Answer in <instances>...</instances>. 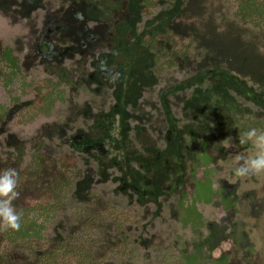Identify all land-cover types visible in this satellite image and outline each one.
I'll return each instance as SVG.
<instances>
[{
    "label": "rangeland",
    "instance_id": "obj_1",
    "mask_svg": "<svg viewBox=\"0 0 264 264\" xmlns=\"http://www.w3.org/2000/svg\"><path fill=\"white\" fill-rule=\"evenodd\" d=\"M118 1L127 3L129 16L115 25H106L101 11L84 1L0 0V50L11 48L22 71L29 73L28 81L57 82L56 69L71 74V84L62 86L65 101L56 104L48 117L29 123L17 117L33 102L29 90L20 96L18 104L9 106L0 120V170L14 162L21 148L24 156L18 168L24 170L30 161V142L36 137L43 142L42 155L73 156L67 141L78 127L99 136L102 132L97 125H105L104 132L113 140L123 139L125 147L133 145L124 156L121 153L122 158L113 153L120 160L119 167L111 159V165L103 167L75 153L78 175L73 179L65 209L47 227V242H61L69 234L71 240L78 241L76 245L82 241L94 252L91 264H184L182 257L188 252L198 254L197 264H264L261 197L253 196L251 212L246 207H239L238 212H204L202 223L180 228L173 216L176 213L179 220L180 212L168 210H174L178 203L175 193L181 195L188 190L187 176L178 192L168 196V203L163 202L162 212H156L155 198L162 201V197L153 188L154 183L169 182L170 163H174L172 156L169 162L166 156L154 157L157 150V156L166 151V129H172L173 140L188 134L189 152L205 128L229 122L221 114L225 99L219 95L214 102L207 93L201 97L205 115L211 121L202 127V122L196 120L199 112L196 107L191 109V104H195L203 86L215 91L223 85L228 94L246 87L250 96L236 102L248 110L252 127L262 130L257 122H264V29L241 24L230 0H157L148 16L144 15L145 0ZM163 29L179 40L190 41V47L188 56L175 59L174 69L158 75L152 55L142 44L147 36ZM10 91L19 95L16 82ZM0 103L9 104V94L1 84ZM211 139H224L221 146L227 140L221 135ZM155 140L160 146H154ZM227 152L229 161L219 160L211 175L233 182L229 173L233 172L239 151L229 148ZM45 174L42 171L36 177L33 190L29 182L20 187V197L14 202L20 204L25 197L36 194L45 183ZM121 176L130 183L145 184L152 197H143L142 205L137 202L136 192H115ZM98 195L117 211H131L133 221L116 227L99 209L86 210L85 199L97 201ZM74 223H80L79 227L75 228ZM95 244L100 248L95 249Z\"/></svg>",
    "mask_w": 264,
    "mask_h": 264
},
{
    "label": "trees",
    "instance_id": "obj_2",
    "mask_svg": "<svg viewBox=\"0 0 264 264\" xmlns=\"http://www.w3.org/2000/svg\"><path fill=\"white\" fill-rule=\"evenodd\" d=\"M93 4L101 11V20L104 24L115 25L128 18L127 3L118 0H76ZM157 0H145L147 9L144 15L151 14L153 5ZM235 7V17L243 25H251L256 29H264V0H230ZM168 45L169 48L165 46ZM144 49L152 53V62L157 67L156 72L165 73L175 68V59L188 56L190 41L179 40L167 29L147 36L142 44ZM166 61V63H163ZM59 80H43L38 84L28 81L29 73H24L20 60L9 47L0 50V84L9 94V104L0 103V120L9 111V106L18 104L20 96L32 93V104L23 109L17 117L23 118L27 123L39 118L48 117L58 103L65 101L63 85H70V73L56 69ZM18 85L19 95H12L10 87ZM43 142L36 137L30 142V161L24 170H19L24 151L19 149L14 162L9 167L15 168L19 173L18 191L28 183L33 190L32 183L42 171H45V183L36 194L23 199L20 204L14 205L17 211H22L21 228L19 231H0V264H91L92 252L90 247L83 244L76 245L77 240H71L68 234L61 242L51 243L45 239L47 227L54 221L57 214L65 209L68 194L73 179L78 175L75 159L69 154H62L52 158L42 155ZM21 187V188H20ZM96 204V205H95ZM95 205V206H94ZM94 206V207H93ZM85 209H99L101 215L110 217L113 224L125 226L133 221L130 212L117 211L106 200L97 196V201L90 198L85 201ZM81 215V214H80ZM101 221L104 217H101ZM79 227L80 223L73 224ZM92 240H94L92 238ZM96 248H100L95 244ZM125 249V247L123 248ZM95 251V250H94ZM191 264L193 259H187Z\"/></svg>",
    "mask_w": 264,
    "mask_h": 264
},
{
    "label": "flooded vegetation",
    "instance_id": "obj_3",
    "mask_svg": "<svg viewBox=\"0 0 264 264\" xmlns=\"http://www.w3.org/2000/svg\"><path fill=\"white\" fill-rule=\"evenodd\" d=\"M150 54L152 55V53ZM163 63H166V61H163ZM171 70L167 69L165 73L157 74L164 75L169 73ZM206 86L201 88L199 97L195 99V104H191V109L192 106L193 108L196 107L197 112H199L196 114V120L198 122H202V127L204 126V122L211 121L210 119L208 120V116L205 115L206 112L204 109V101L203 97L201 96L207 93L212 96L214 102H217L220 95L225 99L226 102L224 104L225 106L222 108L221 114H224L229 119L227 125L225 126L224 123L221 124L220 122H217L215 127L213 126V128H205L202 134L197 136L196 144L191 146V150L189 152L186 151L189 146L188 134H180L179 137L177 136L175 140H173L172 129H166L164 131L166 151L161 156H157V154L160 153L157 150L156 155L154 156L155 160L156 158L161 159L163 156H166L167 162H169V157L172 156L174 158V163H170V176L167 178L169 179V182L164 185H158L157 183H154L153 188L156 189V192H160L162 197V201H159L160 199L158 197L155 198L156 200L154 203L156 204L157 208L156 212H162L161 210L163 202L168 203V196H172L170 195L172 192H178V187L182 186L184 177L187 176V179L189 180L188 190H186L181 195L175 193L176 195L173 196L177 198L178 202L175 206V209L168 210V212H180L179 220L178 217L176 219V213L173 214L175 219L174 224H177L180 228H190L191 226L193 227L202 223L206 218L204 212H238L239 207L249 208L251 212L252 209H254V204L252 203L253 196H256L257 198L261 197L260 199L264 201V174L250 178H237L234 176L233 172H230L229 178L231 180L234 179L233 182L228 180L226 177L215 179L211 175V169L214 168L219 160L223 162L229 161V159H227V156L229 157V153L224 149L223 146H221L224 139L215 140L211 139L212 137H220V135L221 137L226 138L231 137L232 143L237 145L236 150H238L239 153H243L247 156L252 155L255 151L251 143L245 145L238 144V138L240 135L250 128H254L252 127V123L248 117V110L241 109L240 104L236 102L240 97L244 98L250 96L249 90L246 87L240 86L239 88L243 89L242 91L230 90L231 94H228L226 86L221 85L219 88L215 87L217 89L215 91L212 89L205 90ZM215 109L216 108L214 107L212 110L215 111ZM257 123L262 124V130H264V122L258 121ZM209 124L212 123L209 122ZM167 126L168 125H166V127ZM224 126L226 128L225 132H223ZM97 127H100V131L102 132V134H99V136H94L95 134L90 130L84 131L82 127H78L77 132L69 136L67 143L72 149L73 154L75 155V153H80L82 156L87 157L95 164L101 166L107 164L111 165L110 161H113V165L115 167H119L120 160H118L117 155L123 153L124 156V154H126L128 151L126 149L130 148L133 144H131V146L125 147L124 143L122 142L123 139L115 141L110 135L104 132L106 129L105 125H97ZM137 143L139 142L137 141ZM157 144L158 143L156 142L154 146ZM114 152L117 154L116 156L113 155ZM74 155L72 157L76 161V156ZM120 157L122 158V154ZM183 157H187V160H185L186 163H184ZM109 159L111 160L109 161ZM181 163H184L183 165L185 170H182ZM121 171L124 175V171ZM121 171L120 173H122ZM117 179L119 184L116 187L115 192L125 193L127 190H131L134 193L136 192L139 196L137 197V202L142 205L143 201H141V199L143 197H152V193L147 192V186L145 184L138 185L139 181L136 183H130L123 176ZM88 199L90 198L85 200ZM123 212L131 211L124 210ZM225 236L228 235L225 234ZM182 258L184 260V264H188V258L193 259L191 264L198 263L197 253L192 254L188 252L186 255L184 254Z\"/></svg>",
    "mask_w": 264,
    "mask_h": 264
},
{
    "label": "clouds",
    "instance_id": "obj_4",
    "mask_svg": "<svg viewBox=\"0 0 264 264\" xmlns=\"http://www.w3.org/2000/svg\"><path fill=\"white\" fill-rule=\"evenodd\" d=\"M251 143L255 149L251 156L235 154L234 176L250 178L264 174V130L250 128L238 138L239 145ZM224 148L236 149L231 137L227 138ZM19 173L13 167L0 170V231H19L21 228L22 211H17L14 201L20 197L18 191Z\"/></svg>",
    "mask_w": 264,
    "mask_h": 264
}]
</instances>
